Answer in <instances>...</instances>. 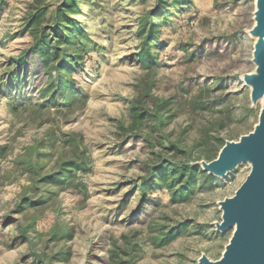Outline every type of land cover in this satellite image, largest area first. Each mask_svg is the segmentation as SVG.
<instances>
[{"label": "rangeland", "instance_id": "obj_1", "mask_svg": "<svg viewBox=\"0 0 264 264\" xmlns=\"http://www.w3.org/2000/svg\"><path fill=\"white\" fill-rule=\"evenodd\" d=\"M65 1L0 0V264L221 260L235 229L220 230L221 206L250 164L205 179L184 203H170L163 189L140 205L139 185L161 160L202 169L206 156L255 131L264 94L253 99L244 84L264 42V32L250 33L255 0H69L74 28L61 34L84 36L83 59L71 66L76 93L52 105L42 95L49 78L31 71L39 61L30 54L40 32L53 43L52 14ZM149 13L157 26L150 69L138 55ZM70 161L86 163L73 185L47 180ZM184 221L180 236L156 247Z\"/></svg>", "mask_w": 264, "mask_h": 264}, {"label": "trees", "instance_id": "obj_2", "mask_svg": "<svg viewBox=\"0 0 264 264\" xmlns=\"http://www.w3.org/2000/svg\"><path fill=\"white\" fill-rule=\"evenodd\" d=\"M66 0L61 6L59 11H55L52 14L53 28L52 34L53 43H50V36L45 39V35L41 33V36L36 42L35 50H31V56H34L39 62L37 66L31 68V71L42 72L49 78L47 82L49 85L42 90V95L51 94L52 99L50 103L54 105L56 103V96L63 99L68 92L72 93L71 98L76 93L72 88V80L70 76L75 67H71L74 63H78L83 59V54L78 44H82L85 40L83 35H76L63 39V31H69L74 28V20L69 15V11L73 9L74 5ZM165 1V0H164ZM163 2V0H162ZM161 2V4H162ZM156 14L149 13L147 16L141 19L140 22V34L144 36L142 49L139 51L140 61L143 62L148 69L156 66L155 57L150 52V45L156 40L157 26L154 24V17ZM63 28H65L63 30ZM62 31V32H61ZM79 32V31H78ZM55 44V45H54ZM26 60L20 62L19 69L16 72V80H20V75L23 72L20 71L21 67L27 66ZM54 72V73H52ZM19 73V75H18ZM57 107V106H54ZM140 107H133L134 116L137 119H143L145 115ZM218 130L223 127L224 122L222 120L217 122ZM222 142H220L221 144ZM219 144V145H220ZM206 160H214L215 155L206 156ZM67 168H62L55 177H47V180L56 181L57 185H73L72 173L76 171H85V162L70 161L67 164ZM65 165V166H66ZM54 179V180H53ZM207 179L212 184L216 178L211 174L205 173L200 166L188 164L187 162H173L161 160L156 165L150 168L146 176L140 179L139 188L141 189L140 205L149 199V194L156 190L165 189L169 193V201L172 204L184 203L194 194L197 186L203 184ZM201 183V184H200ZM75 185V184H74ZM196 187V188H195ZM189 221L178 223L176 226L169 228L163 235L158 238L156 247L165 246L174 241L181 235L187 228ZM110 260L114 262V256H110ZM126 262L118 261L115 264H124Z\"/></svg>", "mask_w": 264, "mask_h": 264}, {"label": "water", "instance_id": "obj_3", "mask_svg": "<svg viewBox=\"0 0 264 264\" xmlns=\"http://www.w3.org/2000/svg\"><path fill=\"white\" fill-rule=\"evenodd\" d=\"M259 14L264 29V0H261ZM256 56V62L260 65L258 74L253 79L244 81L245 86L254 89L251 92L253 99H258L264 94L263 44L258 45ZM251 134L246 135L248 137L240 144L229 146L221 157L218 153L214 160L202 168L215 177H225L236 169V164L248 159L253 161L249 177L235 196L221 206V209L225 210V222L220 225L221 231L230 229L236 220L239 223L237 232L225 249L226 254H223V259L219 261L204 259L201 264H264V108L258 129ZM221 173L223 174L220 175Z\"/></svg>", "mask_w": 264, "mask_h": 264}, {"label": "bare ground", "instance_id": "obj_4", "mask_svg": "<svg viewBox=\"0 0 264 264\" xmlns=\"http://www.w3.org/2000/svg\"><path fill=\"white\" fill-rule=\"evenodd\" d=\"M255 2H256L255 23H254V26H253V28H252V30H251L250 33H251L252 35L256 36V37H261V36H263L262 33L264 32V29H262V24H261V21H260V14H259V13H260L261 0H255ZM260 44H263V45H264V42L261 41V40H259L258 43H257L256 46H255V51H254V53H253V61H254L255 66H256L255 73H254L253 75L248 76V77L246 78L247 80H249V79L251 80V78L253 79L254 76H256V74H258V70H259V68H260V65L256 62V58H257V56H256V51H257V47H258V45H260ZM251 88H253V86H251ZM252 90H254V89H252ZM263 108H264V105H263ZM260 115H261V114H260ZM258 124H259V123H258ZM255 129H256V130L258 129V125L256 126ZM254 133H255V131H254L252 134H254ZM252 134H251V135H252ZM246 137H248V136H243V137H241V139H239L236 143H234V142H228V143H227V144H226V145L220 150V152H219V156L221 157V156L225 153V151L227 150V148H228L229 146L240 144V143L244 140V138H246ZM242 163H248V164H250V166H251V170L253 169V161H252V159H248V160L242 161V162L236 164V166H238L239 164H242ZM236 166L234 167V169L236 168ZM222 174H223V173H221L220 175H222ZM248 177H249V176H248ZM224 214H225V210L222 209V222H221L220 225H223L224 222H225ZM234 226H235V229H234V231H233L232 238L234 237V235H235V233L237 232L238 227H239V223H238L237 220L234 221V223H233V225H232L231 228H233ZM232 238H231V239H232ZM225 254H226V250L224 251V255H225ZM221 259H223V257H222Z\"/></svg>", "mask_w": 264, "mask_h": 264}]
</instances>
